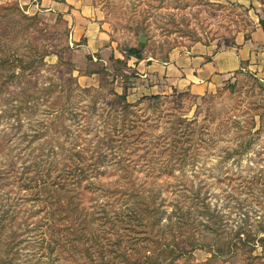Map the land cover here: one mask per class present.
<instances>
[{
    "label": "rangeland",
    "instance_id": "374dc122",
    "mask_svg": "<svg viewBox=\"0 0 264 264\" xmlns=\"http://www.w3.org/2000/svg\"><path fill=\"white\" fill-rule=\"evenodd\" d=\"M51 1L68 0H0L1 31L10 32L5 40L24 60L36 62L0 94V264H47L55 257L28 261L41 234L35 228L44 202H36L34 190L25 184L74 163L88 171L78 175L74 187L86 197L85 205L124 208L133 204L131 194L137 192L155 198L161 224L186 215L183 229L188 225L189 233L179 244L191 253L172 264H264V122L256 115L264 112V64L243 63L204 95L174 90L154 101L127 99L126 106L114 95L126 63L112 55L111 65L105 66L96 54L95 63L78 70L92 57L77 52L84 38L72 42L70 20L58 9L50 11ZM88 2L124 58L132 48L162 61L174 51L195 53L196 46L226 50L237 40H249L264 19V4L258 0ZM91 70L101 75L83 78ZM177 128L186 131L184 138L170 136ZM248 140L251 147L240 153ZM171 147L174 156L167 153ZM177 148L186 150V156ZM168 163L180 165L163 173ZM106 192L113 193L107 197ZM13 232L12 253L20 248V256L4 263ZM247 234L251 242L245 245L239 236ZM22 240L27 242L18 244ZM194 240L211 249L192 251ZM217 247L224 250L222 257H214ZM170 260L163 258L160 264Z\"/></svg>",
    "mask_w": 264,
    "mask_h": 264
},
{
    "label": "trees",
    "instance_id": "16d2710c",
    "mask_svg": "<svg viewBox=\"0 0 264 264\" xmlns=\"http://www.w3.org/2000/svg\"><path fill=\"white\" fill-rule=\"evenodd\" d=\"M258 1L264 4V0ZM2 19L3 17L0 15V94L8 91L7 83L18 79L22 72L32 70L36 63L24 60V57L18 54L17 48L5 40L10 32L3 33L1 31L3 28ZM260 24L264 30V19L261 18ZM28 31L26 29V32ZM127 57L143 58L140 50L135 48L128 52ZM14 67L16 69L11 71ZM6 71L7 74H5ZM237 72L241 73V71ZM91 73L94 72L90 71L88 74ZM178 93L185 95L188 92ZM114 95L125 102L126 106H130L126 93L122 95L114 93ZM143 98L154 101L159 100L160 96H145ZM256 115H259V118L264 122V112ZM253 124H255L254 119L251 125L253 126ZM260 132L261 130L258 133ZM185 134V130L177 128L170 136L184 138ZM246 134H251L250 129ZM141 136L142 134L139 135L140 138ZM124 137L126 140H130L132 135L126 133ZM174 141L173 145L180 147L179 140ZM251 145L252 140L243 141L240 153L243 150L246 151ZM180 148H177L179 149L177 153L185 157L186 150ZM167 153L174 156L173 147L168 149ZM177 165L180 164L168 163L162 166L163 173H173ZM87 172L86 166L81 163H76V167L75 163L67 164L60 170L51 169L48 174H44V177L38 178L39 181L35 179L33 184H25L26 188L34 190L36 202H44L43 208L39 211L43 213L42 220L37 223L35 228V231L41 234L38 237L39 240L35 241L34 247H32L34 253L30 254L32 258H30L31 260L28 258V261H34L36 256L39 257V260L55 256L50 262L47 261V264H160L163 258H167L172 259L167 264H172L174 259L180 255L191 253L190 250L182 249L179 244L180 239L189 233L188 225H185L186 229H183V224H188L189 219L183 215L178 216L175 221L170 219L167 224H161V218L157 217L159 206L154 204L153 196L134 192L131 194L134 197L133 204L129 206L125 204L124 208L121 206L119 209H108L107 204L97 206L89 203V205H85L86 197L77 192L74 187L75 181H78V175L85 176L84 174ZM85 189L90 188L86 186ZM118 189L117 187L116 191L121 192ZM109 193L106 192L105 196L111 197ZM3 227L0 225V229ZM15 233L13 232L7 238V245L11 251L8 252V256L1 259L4 263H8L7 261L14 263L15 257L19 259L21 249L18 248L19 250L13 254L14 246H10V242L17 238ZM189 235L190 238L194 237L193 234ZM239 240L245 245L250 244V234H247L245 239L239 236ZM261 241L264 242V240ZM26 242L27 240H22L18 244ZM190 245H193L192 251L198 246L211 249V246H203L196 240L191 241ZM234 246L236 247V245ZM223 252L221 247H217L213 250L214 257H222Z\"/></svg>",
    "mask_w": 264,
    "mask_h": 264
},
{
    "label": "crops",
    "instance_id": "0c3cea01",
    "mask_svg": "<svg viewBox=\"0 0 264 264\" xmlns=\"http://www.w3.org/2000/svg\"><path fill=\"white\" fill-rule=\"evenodd\" d=\"M88 1H51L49 10L58 9L64 13L67 21L70 20L73 28L72 42L80 43L82 38L85 40L82 45H78L80 49L77 52H84L92 57V61H87L86 64L81 62L76 67L78 70L87 69L95 63L96 54H101L99 61L105 63V66L111 65L112 55L115 61L126 63V67L115 81V91L118 94L128 91L129 101L145 96L166 95L174 90L204 95L220 86L231 72L241 69L243 63H249V67L264 64V30L259 25L249 40H237L235 46L218 52H212V47L200 50L196 46L199 51L195 53L181 54L174 51L163 61L147 56L142 59L124 58L115 48V43L110 42L106 31H103V25L97 18L98 11ZM91 71L94 73H83V78L101 75L100 71ZM107 71L112 73L113 70L110 68ZM127 79L132 83H125ZM119 81L121 84H118Z\"/></svg>",
    "mask_w": 264,
    "mask_h": 264
},
{
    "label": "water",
    "instance_id": "95a60500",
    "mask_svg": "<svg viewBox=\"0 0 264 264\" xmlns=\"http://www.w3.org/2000/svg\"><path fill=\"white\" fill-rule=\"evenodd\" d=\"M140 42H141L142 44H145V40H144L143 37L140 38Z\"/></svg>",
    "mask_w": 264,
    "mask_h": 264
}]
</instances>
